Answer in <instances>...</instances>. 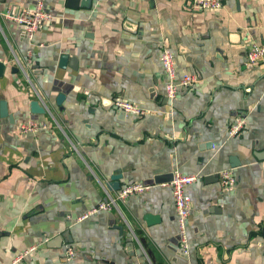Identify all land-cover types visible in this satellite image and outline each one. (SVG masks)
<instances>
[{"label":"crops","instance_id":"crops-1","mask_svg":"<svg viewBox=\"0 0 264 264\" xmlns=\"http://www.w3.org/2000/svg\"><path fill=\"white\" fill-rule=\"evenodd\" d=\"M36 1L0 0V264H264V56L246 64L250 45L264 46V0L204 11L190 0H41L52 18L27 39L1 12ZM165 46L177 78L198 76L173 99ZM113 97L147 114H125ZM29 118L48 127L21 133ZM237 118L243 128L229 136ZM227 167L230 191L218 180ZM175 169L197 175L185 189L187 253L161 184ZM132 181L150 187L76 219Z\"/></svg>","mask_w":264,"mask_h":264},{"label":"built area","instance_id":"built-area-1","mask_svg":"<svg viewBox=\"0 0 264 264\" xmlns=\"http://www.w3.org/2000/svg\"><path fill=\"white\" fill-rule=\"evenodd\" d=\"M190 3L194 9L201 11L216 10L222 7L221 0H190ZM1 15L5 19L12 20L21 25L22 32L27 39H32L35 32H37L44 23L52 18L51 12L46 8L45 4L41 0H37L32 5L10 3L6 6L5 10L1 12ZM263 56L264 46L253 42L246 54V64H252L261 59ZM160 62L165 79L164 95L167 99H173L176 96L179 87H190L198 80V76L191 73H185L180 78L176 77L174 53L168 46H165L162 49ZM109 103L116 109L123 111L125 114H131L137 117H143L147 114V109L145 107L136 102L120 97H113L110 99ZM243 123L244 121L242 118H237L233 121L227 129L228 135H238L243 128ZM47 127L48 125L44 121L29 118L19 125V131L21 133H35L38 130L45 129ZM196 179V174L183 173L178 169H175L172 171V177L168 182H161L162 185H169L171 188V194L177 216L179 244L183 253L188 252L186 220L191 209L190 198L185 192V189L187 185L191 184ZM218 180L222 190L230 191L234 189L236 185V177L233 168L227 167L220 169L218 172ZM149 187L148 183L132 181L121 185L117 190H113V193L107 191L102 200H100L90 210L77 217V220L85 218L98 210L110 211L112 209H118V202H124L128 196L146 191ZM29 250L31 249L23 251L15 258V260H19ZM65 254L68 259L71 258L74 255L73 248L67 247L65 249Z\"/></svg>","mask_w":264,"mask_h":264},{"label":"water","instance_id":"water-1","mask_svg":"<svg viewBox=\"0 0 264 264\" xmlns=\"http://www.w3.org/2000/svg\"><path fill=\"white\" fill-rule=\"evenodd\" d=\"M68 58V55H66V54H64V53H61L60 55H59V65H61V66H63L64 64H65V61H66V59ZM4 68V66H3V63L2 62H0V74H1V72H2V69ZM63 97H64V93L63 92H60L58 95H57V100L58 101H60L61 99H63ZM0 104H1V111H2V114L3 115H5V114H7V110H6V104H5V102L4 101H1L0 102ZM29 105H30V110L33 112V113H43L45 110H44V107H43V105H41L37 100H35V99H33V100H31L30 101V103H29ZM170 175H169V178L171 179V177H172V173H169ZM160 179V177H156L155 178V181L156 182H160V181H158ZM120 187V185L118 184V182H116L115 184H114V187H112V189L114 190V189H117V188H119ZM147 216L145 217V219H146V222H153V221H155L156 219H157V217H155L154 215H151V214H146Z\"/></svg>","mask_w":264,"mask_h":264},{"label":"rangeland","instance_id":"rangeland-1","mask_svg":"<svg viewBox=\"0 0 264 264\" xmlns=\"http://www.w3.org/2000/svg\"><path fill=\"white\" fill-rule=\"evenodd\" d=\"M117 189H118V188H117ZM117 189H114V190H117ZM185 192H186V191H185ZM128 197H129V196H128ZM128 197H127V198H128ZM127 198H126V199H127ZM101 200H102V199H101ZM99 201H100V200H99ZM99 201H98V202H99ZM98 202H97V203H98ZM97 203H96V204H97ZM96 204H95V205H96ZM95 205H93V206H95ZM93 206H92V207H93ZM92 207H91V208H92ZM91 208H90V209H91ZM90 209H88V210H90ZM88 210H87V211H88ZM190 210H191V209H190ZM87 211H85V212H87ZM85 212H83L82 214H84ZM96 212H97V211H96ZM94 213H95V212H94ZM82 214H80V215H82ZM92 214H93V213H92ZM80 215H79V216H80ZM90 215H91V214H90ZM90 215H88L87 217H89ZM79 216H78V217H79ZM87 217H85V218H87ZM176 217H177V216H176ZM85 218H82V219H85ZM76 219H77V218H76ZM82 219H79L78 221H80V220H82ZM186 233H187V230H186ZM187 239H188V236H187ZM73 256H74V255H73ZM73 256H72V257H73ZM72 257H71V258H72ZM71 258H69V259H71Z\"/></svg>","mask_w":264,"mask_h":264}]
</instances>
